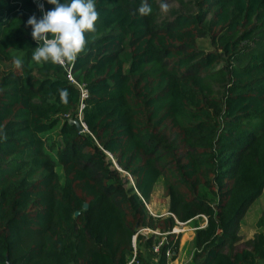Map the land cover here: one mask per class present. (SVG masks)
Wrapping results in <instances>:
<instances>
[{
    "label": "trees",
    "instance_id": "16d2710c",
    "mask_svg": "<svg viewBox=\"0 0 264 264\" xmlns=\"http://www.w3.org/2000/svg\"><path fill=\"white\" fill-rule=\"evenodd\" d=\"M142 2L95 0V31L59 65L32 59L27 26L55 6L0 0V264H169L178 224L194 228L185 264L264 263V209L239 232L264 191V0Z\"/></svg>",
    "mask_w": 264,
    "mask_h": 264
},
{
    "label": "clouds",
    "instance_id": "9594fccd",
    "mask_svg": "<svg viewBox=\"0 0 264 264\" xmlns=\"http://www.w3.org/2000/svg\"><path fill=\"white\" fill-rule=\"evenodd\" d=\"M54 5L52 10L43 11V4H38L42 12L41 18L35 15L27 20V26L32 29L31 36L38 46L34 49L32 59L37 62H51L64 65L74 62L86 46V32L95 31V23L99 13L95 0H47ZM160 10L167 14L169 4L160 3ZM141 16L150 15L152 8L146 3H141L138 9ZM49 36L51 38H49ZM17 68H21L23 62L16 58L13 61ZM67 90H60V97L67 102ZM6 138V137H5Z\"/></svg>",
    "mask_w": 264,
    "mask_h": 264
},
{
    "label": "rangeland",
    "instance_id": "374dc122",
    "mask_svg": "<svg viewBox=\"0 0 264 264\" xmlns=\"http://www.w3.org/2000/svg\"><path fill=\"white\" fill-rule=\"evenodd\" d=\"M15 68H16V66L13 64L10 66L9 70H14ZM77 85L79 88L84 89L83 86H81L79 84H77ZM84 90H86V89H84ZM82 97H84V96H82ZM79 116H80V114L78 113V118H79ZM77 121L80 123L79 119H77ZM80 133H87L86 128L84 126H82V131ZM46 137H47L48 141H50L51 138H53L54 140H57L58 137L56 135V130L54 129L51 132L47 133ZM127 178L129 179V181L131 183L132 182L131 177L127 176ZM167 206H168V198L166 197V194L163 190L162 181H159L157 183L154 191H153L151 199L149 200V202L146 203V208H147L148 212L151 213L152 215L161 216V215H164L166 213ZM263 209H264V191L261 194V196L251 205L249 211L247 212L245 219H249V216H250V219L252 216H253L252 218L255 219L256 218L255 216H258V214H261ZM189 226H192V225L187 226V225H183V224L182 225L178 224V226L175 227L176 229H178V232H181L180 233L181 237L183 235V238H182L183 240H180V242H182L181 247H183V250L185 252H188V254H189L190 250L192 249V247H191L192 243H190L189 237H190V235L193 236V230H194V228L192 229V227H189ZM142 232L147 233V232H149V230L143 229ZM173 263H175V262H173Z\"/></svg>",
    "mask_w": 264,
    "mask_h": 264
},
{
    "label": "crops",
    "instance_id": "0c3cea01",
    "mask_svg": "<svg viewBox=\"0 0 264 264\" xmlns=\"http://www.w3.org/2000/svg\"><path fill=\"white\" fill-rule=\"evenodd\" d=\"M166 213H167V211H166ZM246 215H247V213H246ZM246 215L241 221V227H240V231H239L243 240H248V239L252 238L254 233H256V231H257L256 222H257V220H258L257 218L259 217L260 214H258V216H255L256 217L255 219L252 218L253 216L251 217V219H250V216H249V219H245ZM199 223L202 227L205 225V220L204 221L199 220ZM189 227H191V226H189ZM192 237H193L192 235H190V237H189L190 243H192ZM182 238H183V235H182L180 240H183ZM181 245H182V242H180V244H179V251H178L176 259L174 261H171L170 264H185L188 262V260L191 256V253L193 251V245H191L192 249L190 250L189 254H188V252H185L183 250V247H181ZM173 262H175V263H173Z\"/></svg>",
    "mask_w": 264,
    "mask_h": 264
},
{
    "label": "water",
    "instance_id": "95a60500",
    "mask_svg": "<svg viewBox=\"0 0 264 264\" xmlns=\"http://www.w3.org/2000/svg\"><path fill=\"white\" fill-rule=\"evenodd\" d=\"M70 121V123H72V124H74L75 125V127H76V129H77V131L78 132H81L82 131V126H84L85 127V125L83 124V123H79L78 121H77V119H73V120H69ZM86 128V127H85ZM116 162H114V164H115ZM116 166V165H115ZM117 167V166H116ZM119 169V168H118ZM120 170V169H119ZM88 207V205L87 204H84L83 205V208L84 209H86ZM78 215V212H76L75 213V216H77Z\"/></svg>",
    "mask_w": 264,
    "mask_h": 264
},
{
    "label": "built area",
    "instance_id": "2783aa9c",
    "mask_svg": "<svg viewBox=\"0 0 264 264\" xmlns=\"http://www.w3.org/2000/svg\"><path fill=\"white\" fill-rule=\"evenodd\" d=\"M70 79H71V78H70ZM71 80H72V79H71ZM80 90H81L82 96H86L87 91L84 90V89H81V88H80ZM79 114H80V110H79ZM65 117L68 118L67 115H65ZM79 121L81 122V117H80V116H79ZM172 232L177 233V232H178V229L174 228V229L172 230ZM157 248H158V247H156L155 250H157Z\"/></svg>",
    "mask_w": 264,
    "mask_h": 264
}]
</instances>
